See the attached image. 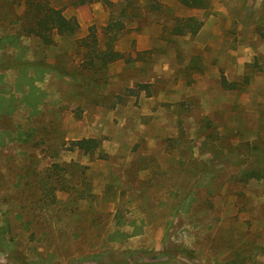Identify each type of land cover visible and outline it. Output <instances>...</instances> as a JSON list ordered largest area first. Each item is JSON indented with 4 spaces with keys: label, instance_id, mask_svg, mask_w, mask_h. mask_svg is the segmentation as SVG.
Returning a JSON list of instances; mask_svg holds the SVG:
<instances>
[{
    "label": "rangeland",
    "instance_id": "rangeland-1",
    "mask_svg": "<svg viewBox=\"0 0 264 264\" xmlns=\"http://www.w3.org/2000/svg\"><path fill=\"white\" fill-rule=\"evenodd\" d=\"M73 1L49 0L76 30L20 37L52 70L37 113L0 116V264H264V179H241L264 163V0ZM21 11L0 0V32Z\"/></svg>",
    "mask_w": 264,
    "mask_h": 264
},
{
    "label": "trees",
    "instance_id": "trees-1",
    "mask_svg": "<svg viewBox=\"0 0 264 264\" xmlns=\"http://www.w3.org/2000/svg\"><path fill=\"white\" fill-rule=\"evenodd\" d=\"M87 1L88 0H79L77 2L74 0L73 3H84ZM106 1L109 2L108 0ZM12 2L16 6H22V11L19 14L15 13L10 19V22L16 24L13 33L0 32V49H5L6 46H10L16 50V53L11 57L8 63H2L0 58V68L6 67L16 70V77L13 81V89L7 91L9 92L8 97L4 95V89L0 88V116L12 114L20 104L29 106L32 109V114H35L38 112V105L44 102L45 92L36 86V82L43 80L44 74L50 72L52 66L42 62L29 61V59L25 57L26 47L21 44L20 37L29 35L39 39L42 43L48 44L52 42V35L54 33H70L78 27V22L75 17L65 16L62 10L53 6L49 0H12ZM180 2L189 7H202L205 5L204 0H180ZM186 20L185 26H188V32L191 34H195L202 26L201 20H197L193 17H189ZM116 25L120 27L121 23L115 21L113 26ZM172 28L173 32H184L177 25ZM107 29H113L112 23L107 25ZM105 54H107L108 60L115 59L120 55L116 51H108ZM105 56L101 58H105ZM56 72L57 71H55V73ZM1 80L2 74H0V81ZM223 84L225 86L230 85L225 79H223ZM15 92H20L19 98L15 97ZM1 132L3 136H9L8 141H12L14 138L11 134L16 133L17 130L4 129ZM33 132L32 129L18 132L19 134L16 138L22 142H27L28 140H32ZM22 136L26 137L21 139ZM5 141L6 140L1 139L0 142L4 144ZM98 144L99 142L96 138H81L72 141L71 148H77L85 153H93L98 148ZM56 165L57 164H55V166ZM250 178L264 179V163L258 162L257 166L246 165L243 168L241 179L247 181ZM42 179L40 181H42ZM6 217L7 215L5 218ZM121 233L125 235L124 232ZM4 238L5 237L0 236V250H2L4 246ZM14 252L15 256L27 261V257L18 251Z\"/></svg>",
    "mask_w": 264,
    "mask_h": 264
}]
</instances>
